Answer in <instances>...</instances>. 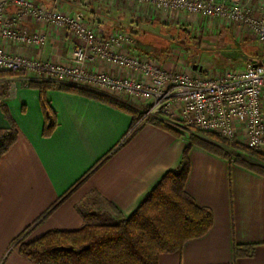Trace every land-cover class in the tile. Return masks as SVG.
I'll return each mask as SVG.
<instances>
[{
	"label": "crops",
	"instance_id": "obj_1",
	"mask_svg": "<svg viewBox=\"0 0 264 264\" xmlns=\"http://www.w3.org/2000/svg\"><path fill=\"white\" fill-rule=\"evenodd\" d=\"M36 1L57 4L105 36L120 24L133 37L130 52L193 76L222 74L207 70L206 65L217 57L219 66H229L220 49L247 45L252 38L234 22L161 11L129 0ZM244 2L257 9L252 0ZM7 11L12 15L16 9L9 6ZM21 26L47 33L48 40L42 46L5 41L8 53L42 62H70L78 40L66 28L33 19L23 20ZM202 51H208V58L201 56ZM248 59H239L244 64L233 68L259 63ZM88 68L118 77L135 75L103 61L89 63ZM24 78L0 77L6 86L0 93V128L9 126L1 107L5 105L18 130L16 143L0 161V264H32L13 246L20 238L30 241L51 230L113 224L119 213L130 216L166 173L179 169L190 143L184 132L176 136L151 122L140 124L127 138L133 128L131 115L58 89L47 91L58 125L50 137H44L39 91L25 86ZM118 97L138 106L130 96ZM186 157L185 190L200 207L210 210L212 224L203 235L186 240L181 249L161 253L158 264H264V169H250L196 144ZM100 160L87 180L46 214ZM236 245L253 249L236 255Z\"/></svg>",
	"mask_w": 264,
	"mask_h": 264
},
{
	"label": "built area",
	"instance_id": "obj_2",
	"mask_svg": "<svg viewBox=\"0 0 264 264\" xmlns=\"http://www.w3.org/2000/svg\"><path fill=\"white\" fill-rule=\"evenodd\" d=\"M129 1L148 4L161 11L175 10L234 22L264 44V6L250 8L244 0ZM9 6L16 9L12 15H8ZM25 19L66 28L73 34L78 43L70 62H42L8 53L3 46L5 41L28 46H42L47 42V33L30 32L21 26ZM132 44V35L120 24L105 36L81 17L61 10L57 4L45 6L36 0H0V71H35L111 95L136 97L147 102L144 118L161 116L160 119L174 124L181 119L226 139L244 138L249 147L264 150V62H250L241 70L226 71L218 76H193L167 70L151 56L130 52ZM97 61L129 69L135 75L118 77L90 70L88 64Z\"/></svg>",
	"mask_w": 264,
	"mask_h": 264
},
{
	"label": "trees",
	"instance_id": "obj_3",
	"mask_svg": "<svg viewBox=\"0 0 264 264\" xmlns=\"http://www.w3.org/2000/svg\"><path fill=\"white\" fill-rule=\"evenodd\" d=\"M17 75L18 71L0 72V77ZM24 85L39 91L44 116V137H50L58 125L57 114L47 98V91L50 89L78 94L128 113L132 117L133 128L127 138L141 127L142 117L138 108L118 96L90 87L35 78L25 80ZM1 107L9 126L0 128V161L18 139L17 126L8 108L5 105ZM147 122L154 123L176 136L183 134L181 128L175 129L163 119L147 118ZM189 139L190 143L185 148L179 169L166 173L130 216L125 217L119 213L117 221L113 224H86L74 231L51 230L30 241L20 238L13 243L14 247L32 264H158L161 253L181 249L186 240L203 235L212 224L210 210L200 207L185 190L189 172L186 156L192 144L221 154L228 160L250 169L260 168L254 160L264 161L263 154L238 142L229 143L230 149H225L220 143L210 141L199 134L189 133ZM102 161H98L76 181L46 214L87 180ZM252 249V246L236 245L235 254H249Z\"/></svg>",
	"mask_w": 264,
	"mask_h": 264
},
{
	"label": "rangeland",
	"instance_id": "obj_4",
	"mask_svg": "<svg viewBox=\"0 0 264 264\" xmlns=\"http://www.w3.org/2000/svg\"><path fill=\"white\" fill-rule=\"evenodd\" d=\"M252 2L256 4V8H258V9L262 6H264V0H252ZM205 18L212 20V18H207V17H205ZM249 34L252 38L249 37V40L247 41V45H226L227 46L226 48H223V50L220 49V53L224 54L223 58H221V59L224 60V63L228 64L229 66H219L221 64L219 61L220 59H217V57H213L212 63H208L209 65H206L207 70H209V71L218 70V72L222 73V74L226 71L241 70V69H243L242 66L239 68H233V67H234V65L236 66L237 64L243 65L244 61H240L239 59L244 60L245 57L246 58L248 57L249 61H257L259 63H262L264 60V44L259 42L252 33L249 32ZM204 46L208 47L210 45H204ZM240 53L242 55H238ZM201 56H203L204 58H208L207 57V56H209L208 51H202ZM21 57H25V56H21ZM25 58H29V57H25ZM18 72H19V75L14 76V77H20V78L23 77L24 78L25 76H27L24 78L26 80L29 78L37 79V77L39 75L37 72L29 71V70L18 71ZM181 73H184V72H181ZM40 75H41V77H40L41 80L53 81V82H57V83H69V82H63V81H59V80H56L53 78H49L45 74H40ZM211 76H214V75L211 74ZM1 77H5V76H1ZM70 84H73V83H70ZM73 85H76V84H73ZM5 90H6V86H4L2 83H0V93H4ZM102 92H104V91L102 90ZM131 98L136 101V104L139 106V107L137 106V108L140 112V115H141V117L144 118V113H145V110L147 108V102L142 101L141 99L136 98V97H131ZM160 117L161 116L157 117V116L152 115V116H148L144 119L141 118L142 123L140 122V124H144L143 123L144 120H145L144 122H147V118H158V119H160ZM165 122L175 129L181 128V130L187 135H189V133H195V134H199V135L205 137L206 139H208L210 141H215L216 143H220L225 149H230L228 146H229V143H231V142H238L242 145L249 147L243 141L244 138H242V140L226 139V138L220 136L219 134L199 130L198 128L187 124L185 121H182L181 119L177 120L176 124L169 123L168 121H165ZM224 141H226L227 143H225ZM250 148H252V147H250ZM252 149H254L255 151L264 155L263 149H255V148H252ZM244 154H246V153H244ZM254 161L256 164H259V166L262 169H264V161H259V160H254ZM13 246H14V244H13Z\"/></svg>",
	"mask_w": 264,
	"mask_h": 264
},
{
	"label": "water",
	"instance_id": "obj_5",
	"mask_svg": "<svg viewBox=\"0 0 264 264\" xmlns=\"http://www.w3.org/2000/svg\"><path fill=\"white\" fill-rule=\"evenodd\" d=\"M194 68H196V65L194 66Z\"/></svg>",
	"mask_w": 264,
	"mask_h": 264
}]
</instances>
